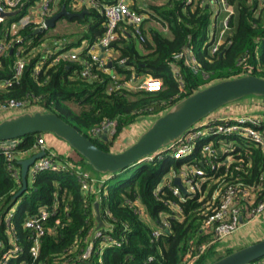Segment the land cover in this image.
Instances as JSON below:
<instances>
[{"label":"trees","instance_id":"obj_1","mask_svg":"<svg viewBox=\"0 0 264 264\" xmlns=\"http://www.w3.org/2000/svg\"><path fill=\"white\" fill-rule=\"evenodd\" d=\"M113 1L95 0L94 5L77 8L69 0H59L58 6L64 3L70 10H86L83 17L63 16L84 24L81 32L59 35L43 28L34 33L38 24L29 23L11 33V24L34 0H25L20 14L0 20V39L19 37L15 49L21 48L26 60L19 79L3 85L2 81L13 73L15 52L0 55V105L11 100L38 104L75 126L100 148L111 150L123 128L141 117H157L181 98L208 85L206 82L245 73L264 77V0H225L232 12L215 52L209 46L220 30L222 9L215 14L213 4L206 0L188 4L186 0H152L138 5L133 0L131 7L145 14L140 25L143 40L122 19L111 44V66L124 78L132 72L149 73L159 78L161 85L149 91L109 90L108 73L94 70L92 75L82 76L80 72L85 62L91 63L84 46L104 30L100 10ZM149 19L159 22L168 35L149 29L148 37L143 23ZM69 51H76L77 58H51ZM43 59L42 68L35 72V65ZM69 101L77 107L72 108ZM107 120L116 124L113 138L104 140L90 133ZM41 134L16 138L17 145L8 148V153L0 150V264H207L231 251L216 250L215 234L204 227L207 216L219 205L218 198L212 199L213 192L221 191L225 182L242 180L259 185L258 198L264 194V179L259 178L264 163L260 148L240 136H220L213 138L220 163L213 171L206 168L207 179L197 183L196 192L184 194V201L171 191L172 172L184 173L192 162L203 159L200 147L187 159H175L172 147H168L160 151L161 157L155 155L124 169L105 174L93 170L101 182L86 179V186L76 169L84 159L77 153L80 161L57 154L55 158L65 159L67 168L29 172L27 189L15 198L22 185L18 159L35 153ZM226 145L235 148L223 152ZM95 201L105 223L100 229ZM42 210L49 215L40 220L42 234L37 237V229L25 221L39 216ZM163 218L169 231L154 236L152 232ZM97 231L100 234L95 236ZM88 243L93 249L84 256ZM34 244L35 254L31 250ZM258 261L264 263V256Z\"/></svg>","mask_w":264,"mask_h":264},{"label":"built area","instance_id":"obj_2","mask_svg":"<svg viewBox=\"0 0 264 264\" xmlns=\"http://www.w3.org/2000/svg\"><path fill=\"white\" fill-rule=\"evenodd\" d=\"M24 1L25 0H0V4L6 10H13L23 4ZM37 1V3H39L40 5L38 9V13L40 15L39 20L35 22V10L32 14H24L16 22H13L11 24V33H14L19 27L29 23H37L38 25L36 27L43 26V18L52 14V4L55 0ZM94 1L95 0H69V3L72 7H77L81 3L94 5ZM192 1L195 0H186V3L188 4ZM206 1L213 4L215 14L219 9H222L223 11L219 20L220 30L215 35V40L213 41V43H211V45L209 46L210 51L215 52L217 50L218 44L223 39L225 29L228 27V17L232 10L227 5L225 0ZM33 5H35V0ZM100 11L104 16V30L102 35H100L96 40L84 46L85 52L90 56L91 63L85 62L80 72L81 75H92L91 73L94 70H100L101 72L108 73L111 77V85L108 88L109 90L130 88L149 91L159 88V86L161 85L160 79L154 77L149 73H142L138 75L132 72L129 77L124 78L123 76L115 73L112 66L109 67L107 65L108 61H111V44L118 36L117 29L119 27L120 21L122 19L127 20V22L132 25L133 31L138 36L139 40H143L140 31V25L145 14L137 12L134 8H132L130 0H114L112 3L103 5ZM0 20H2V18H0ZM19 42V37L0 39V55L4 54L7 51L10 52V49H12L11 52H15V59L12 64L13 73L9 78L2 81L3 85H9L12 82L17 81L25 68L26 60L22 55V49L19 47L15 49V46H17V43ZM61 56L68 57L69 59H76L77 52L69 51L61 54L56 53L52 57H50L55 60ZM189 56L191 57L190 62H195L193 54H190ZM44 61L45 59L41 60L35 65V72H38L42 68ZM121 62H123V60H121ZM34 109L40 110L42 109V107H40L38 104H28L25 100H11L0 105V116L6 117L22 111H34ZM124 129L125 128H123L121 132ZM116 132V124L112 120L103 121L100 125L93 127L90 131V133L96 137H102V135H106L107 140L113 138ZM220 136H240L245 141L254 143L264 154V117L251 113L249 111H241L238 115H235L233 113V115L222 116L220 112H217V110H215L208 116L198 121L182 137L171 143L168 147H172L171 154L175 159L189 158L197 147H200L201 152L205 155L204 158L200 159L198 163L192 162L184 173L176 174L175 171L172 172L173 178L175 176L180 177L181 182L186 190L185 193H183L176 184H173L170 187L172 193L178 196L180 200H185L184 194L196 192L197 183H200L204 179H207L204 177L208 173L206 170L207 167L209 168V170L213 171L220 163L218 161L219 157L216 154V148L213 145V138ZM17 141L18 140H16V138L12 139L9 144L0 141V150L8 153V148L16 146L18 143ZM35 146H37V152L40 150H44L45 154L42 157L37 158L32 163L29 172H37L38 170L43 169L59 170L67 168L65 159L55 158L57 153L51 151L46 147V140L43 136H40L37 139ZM234 148V145H226L222 150L223 152L228 153L233 151ZM162 150L148 155L144 160H151L155 155H157V157H161L159 153ZM110 151H116L115 140L113 141ZM225 158L227 162V158H229V155L225 156ZM77 168L79 167L77 166L76 169ZM78 173L83 176L84 186L87 185V181H85L86 179L97 181L98 184H100L101 182V180L99 179L91 178L83 171H78ZM259 178L260 180L264 179V163ZM215 180L216 179H214V181ZM258 192L259 185L257 183L248 184L244 183L242 180H231L225 182L221 191L213 192L212 199L218 198L220 200L219 205L217 206L215 211L207 216L204 222V227L210 229V231H213V233L215 234L216 250L222 248L220 242L223 241L226 236L234 233L243 223V221L257 216L264 210V194L261 198H258ZM178 208L179 207H177V209ZM48 215V211L42 210L39 216H31L25 221V224L27 226H34L37 229L38 237V235L42 234L40 220L45 219ZM165 229H169L168 222L165 218H163L162 222L158 226V229H155L152 234L154 236H158L160 233L165 232ZM99 234L100 232L97 231L95 236ZM37 237L34 239L35 242ZM112 243L116 245L121 244L119 241H112ZM35 245L36 244H34L31 248L33 254H35L36 252ZM203 248L204 247H201V249ZM92 249L93 244L88 243L84 251V256H89ZM149 258L151 259V257ZM261 262L262 261L255 260L248 264H264ZM187 264H189V262Z\"/></svg>","mask_w":264,"mask_h":264},{"label":"water","instance_id":"obj_3","mask_svg":"<svg viewBox=\"0 0 264 264\" xmlns=\"http://www.w3.org/2000/svg\"><path fill=\"white\" fill-rule=\"evenodd\" d=\"M23 8L24 3L13 10H6L0 4V18L18 15ZM84 12H86L85 9L81 11L68 10L63 4L55 13L45 16L43 26L36 27L34 33L43 28L54 27L56 21L64 15L83 17ZM11 51L12 49H10V53ZM107 65L111 67V61H108ZM249 95L264 97V77L245 73L208 84L181 98L167 111L155 117L134 141L119 151L100 148L88 136L66 122L58 114L42 109L22 111L0 119V141L9 144L12 139L28 134L49 133L75 150L94 171L105 174L141 162L148 155L154 154L178 140L198 121L218 108ZM102 138L107 140L106 135H102ZM44 154L45 151L40 150L28 157L18 159L22 185L15 193V198L27 189L30 166ZM173 182L185 193V187L179 176H175ZM94 208L96 219L102 222L99 203L96 201ZM168 231V229H165V232ZM263 256L264 237L233 249L207 264H248Z\"/></svg>","mask_w":264,"mask_h":264},{"label":"crops","instance_id":"obj_4","mask_svg":"<svg viewBox=\"0 0 264 264\" xmlns=\"http://www.w3.org/2000/svg\"><path fill=\"white\" fill-rule=\"evenodd\" d=\"M37 2L38 1L36 0L35 1V22H37L40 18V15L38 13V9L40 5ZM58 2L59 0H55L53 2L52 14L55 13L57 10H59L61 6L64 4L62 3V5L58 6ZM130 3L132 4L133 0H130ZM138 4L139 3H137V5ZM81 7H83V3L77 6V8H81ZM72 11H75V10H72ZM111 52L113 54L114 51L111 50ZM230 104L231 105L229 106L224 105L223 107H221V109L220 108L217 109V112H220L222 116H228V115H233V113L235 115H238L241 111H249L251 113L264 117V97H256V96L249 95V96H246ZM142 121L143 120H141L140 123L134 122L130 126H126L125 129L123 130V133L121 132L122 134L120 133L118 135V137L115 139V150L116 151L122 149L123 147L127 146L129 143L134 141L137 135L143 129L147 127L146 126L147 124H144L147 120L143 122ZM45 140H46V147L50 149L51 151L57 153L58 155L64 158H70L72 160H74L72 157L80 159L81 156L75 150L68 147V145L64 141L54 137L52 134L46 133ZM81 162H82L81 166L83 167L85 166V164H87L85 160ZM97 178L99 177L97 176ZM263 237H264V210L257 216L249 220L243 221V223L238 227V229L234 233L226 236L223 239V241L220 242V245L222 246V248L219 249V251L226 252L229 249L232 250V249L244 246L246 244L252 243Z\"/></svg>","mask_w":264,"mask_h":264},{"label":"rangeland","instance_id":"obj_5","mask_svg":"<svg viewBox=\"0 0 264 264\" xmlns=\"http://www.w3.org/2000/svg\"><path fill=\"white\" fill-rule=\"evenodd\" d=\"M148 2H152V0H137L136 3H145L147 4ZM86 3H83V6L85 5ZM66 9H68L66 6H65ZM35 10V5L33 4H29L26 6L25 10H24V14H32V12ZM70 10V9H68ZM77 11H81L80 9L77 10ZM56 25H54V27H50L49 29V33H57L59 35L61 34H65V33H70V32H81V30L83 29V26L84 24L82 23H79L78 21L74 20V21H69L68 19H66V17H61L59 18L57 21H56ZM143 26L145 27V29L147 30V35L149 37V29H154V30H157L161 33H163L164 35L167 34L168 35V31L162 26L160 25L159 22H157L156 20L154 19H149V20H145L144 23H143ZM141 41V40H140ZM137 46L138 48L141 47V44L140 42H137ZM210 48V47H209ZM210 50V49H209ZM205 84H209V82H206ZM126 89H130V88H126ZM130 90H138V89H130ZM69 104L71 105L72 108H76L77 105L75 102L73 101H69ZM231 105V104H229ZM227 105V106H229ZM35 110V109H34ZM4 117V116H2ZM2 117H0V119H2ZM154 118H151V117H141L139 119H137L135 121V123H140L141 120L143 121H146L144 124H147L146 126H148L151 121L153 120ZM142 121V122H143ZM134 123V122H133ZM132 124V123H131ZM131 124H129L128 126H130ZM121 132V131H120ZM123 133V131H122ZM121 133V134H122ZM78 157V156H77ZM74 160L73 161H79L80 159L79 158H75V157H72ZM78 171H83L84 173L88 174L91 178H94V179H98L96 178V173L93 171V169L91 168V166L89 164H85V166H81V163L78 164ZM80 169V170H79ZM98 202V201H96ZM100 211V209H99ZM95 215H96V210H95ZM31 217V216H30ZM98 221V220H97ZM103 226H105V223L102 221V222H99L97 223V227L100 229L102 228ZM35 239V238H34ZM223 252V251H222ZM262 263V262H261Z\"/></svg>","mask_w":264,"mask_h":264},{"label":"flooded vegetation","instance_id":"obj_6","mask_svg":"<svg viewBox=\"0 0 264 264\" xmlns=\"http://www.w3.org/2000/svg\"><path fill=\"white\" fill-rule=\"evenodd\" d=\"M45 134H46V133H43V134L39 135V136L37 137V139H38L40 136H43L44 139H45ZM37 139H36V142H37Z\"/></svg>","mask_w":264,"mask_h":264}]
</instances>
